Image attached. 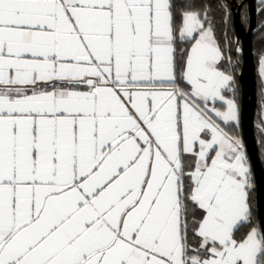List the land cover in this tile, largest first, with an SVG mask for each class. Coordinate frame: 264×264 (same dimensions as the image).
<instances>
[{"label": "snow or ice", "instance_id": "1", "mask_svg": "<svg viewBox=\"0 0 264 264\" xmlns=\"http://www.w3.org/2000/svg\"><path fill=\"white\" fill-rule=\"evenodd\" d=\"M255 13L264 164V0ZM252 15L0 0V264H264L237 34Z\"/></svg>", "mask_w": 264, "mask_h": 264}, {"label": "water", "instance_id": "2", "mask_svg": "<svg viewBox=\"0 0 264 264\" xmlns=\"http://www.w3.org/2000/svg\"><path fill=\"white\" fill-rule=\"evenodd\" d=\"M251 5L252 8V25H255L253 31L243 30L237 26V34L239 35L245 49V56L242 58L244 65L242 72V117L244 123V136L249 152L253 157L254 168L258 180L264 183V164H262L257 156L259 154V145L257 144L256 134V114L258 107V87L256 76V59L254 53V33L257 28L258 14L255 13L257 0H244ZM238 0H231L232 9L236 10Z\"/></svg>", "mask_w": 264, "mask_h": 264}, {"label": "trees", "instance_id": "3", "mask_svg": "<svg viewBox=\"0 0 264 264\" xmlns=\"http://www.w3.org/2000/svg\"><path fill=\"white\" fill-rule=\"evenodd\" d=\"M214 2H218V0H214ZM238 2L240 3L241 0H238ZM227 3H229L230 6L232 7V5H231V0H227ZM220 16H221V13H220L219 11H217V13H216V17H217V19H219ZM261 19H262V18L258 15V20H257V22L260 21ZM257 31H259V23H257V28L255 29V33H256ZM255 33H254V53H255V52L258 50V48H259V42H258V39L256 38ZM255 59H256V57H255ZM257 113H258V107H257ZM257 118H258V117H257V114H256V120H257ZM256 134H257V139H258L259 133H258V129H257V128H256Z\"/></svg>", "mask_w": 264, "mask_h": 264}, {"label": "crops", "instance_id": "4", "mask_svg": "<svg viewBox=\"0 0 264 264\" xmlns=\"http://www.w3.org/2000/svg\"><path fill=\"white\" fill-rule=\"evenodd\" d=\"M257 3H258V0H257Z\"/></svg>", "mask_w": 264, "mask_h": 264}, {"label": "built area", "instance_id": "5", "mask_svg": "<svg viewBox=\"0 0 264 264\" xmlns=\"http://www.w3.org/2000/svg\"><path fill=\"white\" fill-rule=\"evenodd\" d=\"M242 42V41H241Z\"/></svg>", "mask_w": 264, "mask_h": 264}]
</instances>
